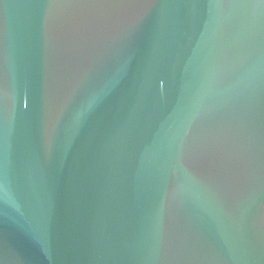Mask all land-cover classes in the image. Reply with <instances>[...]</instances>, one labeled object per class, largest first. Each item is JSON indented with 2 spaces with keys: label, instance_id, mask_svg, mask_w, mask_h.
<instances>
[{
  "label": "water",
  "instance_id": "obj_1",
  "mask_svg": "<svg viewBox=\"0 0 264 264\" xmlns=\"http://www.w3.org/2000/svg\"><path fill=\"white\" fill-rule=\"evenodd\" d=\"M0 264H264V0H0Z\"/></svg>",
  "mask_w": 264,
  "mask_h": 264
}]
</instances>
